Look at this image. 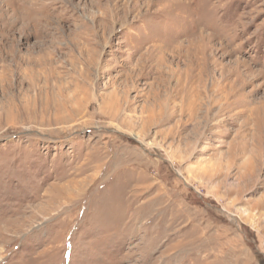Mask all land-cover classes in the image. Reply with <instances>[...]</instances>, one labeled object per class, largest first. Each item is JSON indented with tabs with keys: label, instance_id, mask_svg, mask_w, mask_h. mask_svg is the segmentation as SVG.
<instances>
[{
	"label": "rangeland",
	"instance_id": "obj_1",
	"mask_svg": "<svg viewBox=\"0 0 264 264\" xmlns=\"http://www.w3.org/2000/svg\"><path fill=\"white\" fill-rule=\"evenodd\" d=\"M0 264H264V0H0Z\"/></svg>",
	"mask_w": 264,
	"mask_h": 264
},
{
	"label": "bare ground",
	"instance_id": "obj_2",
	"mask_svg": "<svg viewBox=\"0 0 264 264\" xmlns=\"http://www.w3.org/2000/svg\"><path fill=\"white\" fill-rule=\"evenodd\" d=\"M180 95V94H179Z\"/></svg>",
	"mask_w": 264,
	"mask_h": 264
}]
</instances>
